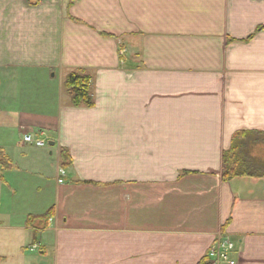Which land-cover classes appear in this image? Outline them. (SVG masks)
Masks as SVG:
<instances>
[{
    "label": "crops",
    "instance_id": "crops-1",
    "mask_svg": "<svg viewBox=\"0 0 264 264\" xmlns=\"http://www.w3.org/2000/svg\"><path fill=\"white\" fill-rule=\"evenodd\" d=\"M259 27L264 0H0V264H199L219 234L264 264V178H223L264 132Z\"/></svg>",
    "mask_w": 264,
    "mask_h": 264
},
{
    "label": "trees",
    "instance_id": "trees-1",
    "mask_svg": "<svg viewBox=\"0 0 264 264\" xmlns=\"http://www.w3.org/2000/svg\"><path fill=\"white\" fill-rule=\"evenodd\" d=\"M264 27H259L258 31ZM66 92L71 98L74 107L92 108L94 101L91 95V77L81 71L67 75L64 83ZM264 132L242 131L232 140L231 147L224 154L223 178L231 181L236 178H264ZM63 166L66 167L68 157L62 152ZM52 217V211L43 217L30 218V223L38 222L47 225ZM43 225V227H44ZM199 264H207L206 259Z\"/></svg>",
    "mask_w": 264,
    "mask_h": 264
},
{
    "label": "built area",
    "instance_id": "built-area-1",
    "mask_svg": "<svg viewBox=\"0 0 264 264\" xmlns=\"http://www.w3.org/2000/svg\"><path fill=\"white\" fill-rule=\"evenodd\" d=\"M26 143L34 144L37 147H44L45 140H33L32 136L25 137ZM37 248V247H35ZM234 244L226 236L219 234L214 240L206 256L207 264H236L233 258Z\"/></svg>",
    "mask_w": 264,
    "mask_h": 264
},
{
    "label": "rangeland",
    "instance_id": "rangeland-1",
    "mask_svg": "<svg viewBox=\"0 0 264 264\" xmlns=\"http://www.w3.org/2000/svg\"><path fill=\"white\" fill-rule=\"evenodd\" d=\"M49 146H47L46 148H45V150H49ZM262 156L264 157V153L262 154ZM33 252V251H32ZM31 255V258H32V264H43L42 262H41V254H40V252H39V250H35L34 252H33V254H30Z\"/></svg>",
    "mask_w": 264,
    "mask_h": 264
}]
</instances>
